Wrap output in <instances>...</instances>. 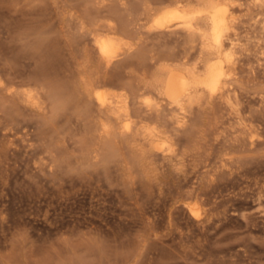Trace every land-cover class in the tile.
<instances>
[{"label": "rangeland", "instance_id": "obj_1", "mask_svg": "<svg viewBox=\"0 0 264 264\" xmlns=\"http://www.w3.org/2000/svg\"><path fill=\"white\" fill-rule=\"evenodd\" d=\"M21 1L0 0V91H3L0 92V264H264V34L258 28L264 20V9L255 7L252 0H232L242 4L238 13L240 43L235 55L240 62L235 77L238 79L237 96L242 103L238 107L239 115L229 107L216 105L217 108H210L203 117L197 115V111L187 115V122L180 128L164 108L162 121L150 123L172 135L173 141L167 147L173 145L174 153L154 152L145 160L137 149L144 143L141 137L135 143L131 139L124 142L121 138V141L110 138L99 142L101 134L92 127L94 121L87 119L82 111L91 104L84 95L81 96L87 101L73 90L76 85L67 76L75 72L77 59L83 62V44H89L88 39L84 42L87 30H84L86 34L81 30L78 17L84 16L88 21L89 15L104 11V6L115 8L118 0ZM126 1L133 9L142 0ZM174 2L176 0H164L163 5L154 6L167 7ZM184 2L183 5L187 4ZM127 19H130L126 28L129 35L125 39L128 45L110 69L109 75L115 82L105 89L116 94L125 93L135 111L138 96L142 100L159 101L151 90L140 91L144 84L142 78L150 73L149 81L157 74L160 63L154 59L181 53L183 37L180 32L159 34L160 37L131 18ZM116 22L122 23L121 20ZM255 22L258 25H254ZM117 23L119 29L123 28ZM61 28L65 34L70 31V35L62 34ZM88 38L91 44V37ZM66 40L73 46L74 56L64 48ZM40 41L46 43L48 49L52 45L50 61L49 53L41 57L39 52H34L35 46L41 45ZM76 41H83V44L77 42L76 45ZM66 60L69 61L65 63ZM44 66L48 74H58L57 78L52 76L53 80L58 79L57 82L72 90L70 95H75L74 105L70 102L73 106L68 104L66 108H70L69 111L55 118L50 113L48 120L20 103L21 107L16 99H8L5 90L9 87L11 91H22L30 87ZM118 72H123L122 76ZM122 77V81L116 80ZM50 104L48 100L47 105ZM79 112L86 118L83 119ZM136 115L133 122L139 124L141 119ZM12 118L18 124L7 126ZM240 118L257 131L259 137L255 138L254 146L247 142ZM137 126L132 127L133 132ZM110 141L117 145V152L110 151L114 146ZM115 141H119L118 144ZM119 147L122 150H118ZM114 151L115 156L111 154ZM205 174L212 176L211 179ZM202 186L207 187L205 201L193 195L195 189L200 194ZM198 203L201 211L208 209L213 213L205 227L197 224L190 214L191 205L198 208Z\"/></svg>", "mask_w": 264, "mask_h": 264}, {"label": "bare ground", "instance_id": "obj_2", "mask_svg": "<svg viewBox=\"0 0 264 264\" xmlns=\"http://www.w3.org/2000/svg\"><path fill=\"white\" fill-rule=\"evenodd\" d=\"M182 1L187 2V4L183 5ZM252 1H253V4L255 7H257L258 9H260V8L264 9V0H252ZM127 2L128 1H126V0H118V2H117L118 5H116L115 8H109L108 6H104L103 7L105 9L104 11H99V12L93 11L96 14L89 15L90 18L88 17V19H90V20H88V21L85 19L84 16L78 17V19L80 20V24L82 26V29L81 28H79V29L83 30L84 33L87 30V32H86L87 35L91 37V44H90L88 36L87 37L84 36V37H86L85 39L83 36H81V37L84 39V42H85V40L88 39L89 44L88 43H84V44L81 43L83 41H81V42L76 41V45L78 42L79 43L78 45L83 44L85 46V47L83 46L84 47V54H85L84 60H83V62H80L81 60L79 61V59L76 60V62H75L76 68L74 66V68L76 69L75 72L71 73L70 75H67L69 78H71V80L73 79V82L68 80L69 84L67 86L70 85V82L74 83V85H76V86L73 87V90L76 91V93L80 94V96L84 95L88 99L89 103L91 104V106L90 107L88 106V108H87L85 105L86 103H84L82 101V99H79L81 102H83V104L86 107L85 108L83 106V108H85L84 110L82 109L83 114L87 115V119L89 117V119L94 121V123L92 124V127H95V129H98V131L101 134L99 142H101V139H103L106 142L108 140H111L110 138H112V139L118 138V140H119V138H121L123 141L124 140L127 141V140L131 139L132 142L134 141V143H135L137 141V138L141 137L142 141L144 142L143 143L144 145L141 144V147L137 148V149H138L139 155L141 157H143L145 160H147L150 158L151 154L154 152H159L161 154L168 152V154H170V155L174 153V146L173 145H169L167 147V144H169L171 141H173L172 135H170V133L168 131H166L165 129H162L159 126H157V124L155 126V125H152L150 123V121H153V120H156L157 122L162 121L161 113L164 111L163 110L164 108H166L169 111V114H168L169 117L171 118V120L175 121V123L180 128L184 127L185 123L187 122L186 121V119H188L186 117L187 115H193L194 112L197 111V115L199 114L200 117H203L206 114L207 110H209L210 108H214L216 105H222V106L229 107L232 111L234 110V112H237V114L239 115L238 107L242 103H241V100L239 99V97L237 96V89L235 88V84L238 82V79L235 77L237 76L236 72L238 70V65L240 62L237 61V59L235 58V55H236V50H237L238 44L240 43V40L238 37V29H239V25H240L238 13L240 11L239 8L242 7V4H240L239 1H232V0H176V3L174 2L175 4H173V5H170V3H169L170 6H167V7L156 6L155 7L154 5H156V4L163 5L164 0H142V1H140L141 4H139L138 6L133 5L134 8L131 9V7H129ZM171 2L173 3V1H171ZM19 3H20V0H19ZM69 3H72V2H69ZM165 3H166V1H165ZM72 5L74 6L73 3H72ZM248 5L250 6V4H248ZM68 6H71V5H68ZM247 8H248V6H247ZM249 10H251V9H249ZM127 18H131V21H134L135 23H137V24H139L145 28L147 27V30L150 33L154 32V33H156V35H159V34L165 35V34H175V33L178 34V32H180V33H182V37H183V39H182L183 45L181 43V46H183L182 52L181 53L176 52L178 54H172L171 53L168 56L165 55V57H163V58L159 57L157 59H154L157 63H160L158 70L156 69L157 74H154L153 76H151L150 77L151 79L149 81L147 80V78H148V76H150L149 75L150 73L148 75L145 74L142 78V82H144L143 86L140 87L141 85H139L140 91H148L149 92L151 90L152 92H154L159 97V101L156 100L157 102H154L150 98H144V95H142L144 98L142 100L141 96H138L137 97V103L135 104L138 107L135 111L132 110V108H134V107H132L130 101L128 100L126 95H124L125 93L124 94H116V92L112 93V92L105 89V87L110 86L115 82V81H113V79L109 75L110 69H111L112 65H114L115 61L118 60V58L124 53L126 45H128V43H126L127 41H125V39H126V36L128 37V35H129L128 34L129 32L126 33V30H127L126 28L129 25L130 19H127ZM252 19H253V17H252ZM254 19H255V17H254ZM119 20H121L123 25H121L122 23L118 24L116 22ZM254 21H257V20H254ZM115 23L120 25V27L123 26V28L119 29V26H116ZM131 24H132V22H131ZM254 25H258V24H256V22H255ZM259 25H260V27H258V28H261L260 30L264 34V20H262L259 23ZM76 27H77V25H76ZM135 27H136V25H135ZM61 29H62L61 33L65 34L63 28H61ZM22 30H24V29H22ZM65 32H68V30L67 31L65 30ZM69 32H68V34H69ZM84 33H83V35L86 34V33L85 34ZM124 33H126L127 35H125ZM68 34H67V36H68ZM124 35H125V37H124ZM258 35H260V34H258ZM159 36L162 37V35H159ZM30 37L31 36H29V38ZM81 37H79V38L81 39ZM68 40H70V39H68ZM77 40H79V39L77 38ZM70 41L72 42V40H70ZM16 43H17V41H16ZM39 43L42 46L36 45L37 47L35 46L34 52H37V53L39 52L41 57H44V55L49 53V55H48L49 57L48 56H46V57H48L49 61H50V58H51V56H50L51 52L50 51L53 49L52 45L48 44L51 47V49L49 48L50 49L49 50L46 43L42 44L41 41ZM66 43H67L66 45L64 43H62L65 45L64 48L67 47L68 51L70 53V56H74L75 51H74V49H72L73 46L70 43H68L67 40H66ZM74 43H75V41H74ZM27 45H28V43H27ZM43 45H45L46 47L44 48ZM178 45H180V44H178ZM177 47H179V46H176V48ZM76 49H77V47H76ZM77 50L79 51V49H77ZM79 52L83 53L82 51H79ZM126 52H127V50H126ZM174 52L175 51H173V53ZM54 53H56V52L53 51V55H54ZM69 53H68V55H69ZM54 57H55V55H54ZM58 57H60V59H61L60 55ZM48 58H46V59H48ZM67 59H68V57H67ZM143 59H144V57H143ZM17 60H18V58H17ZM54 60H56V59L54 58ZM69 60H71V59H69ZM69 60H66V62L65 61L64 62L67 63V61H69ZM72 62H73V60H72ZM72 62H71V64H72ZM46 63H48V62H46ZM152 64H154V63H152ZM42 65H44V63ZM61 65H63V64H61ZM67 67H69V65ZM21 68H23V67H21ZM51 68H53V67H51ZM70 68H71V66H70ZM53 69H55V68H53ZM61 69H59V70H61ZM152 69H155V68L153 67ZM57 70H54V71H57ZM65 71H67V68H65ZM118 73H120V72H118ZM122 73H120V76H122ZM38 74H39L37 76L38 78H35V80L31 84L29 83L30 87L23 89L22 91H16V90L11 91V89H7L9 87L6 88V86H5V88H6L5 90L8 92L7 98L8 99H16L18 104L21 103L28 110H30L31 112H36L35 114L38 116H41L42 118H47L50 113H51L50 115H52L53 118H55V117L61 115L66 110V108L70 102L73 104L72 101H75V95L74 94L70 95L72 90L69 91V89H68L69 87L66 88V86L64 87L63 85H61L63 83L57 82L58 79H56V81H55V78H57L58 74L54 75V76L51 74H48V68L47 67L44 66V67L40 68V73H38ZM52 76L55 77L54 80H53ZM67 76H66V78H67ZM111 79H112V81H111ZM122 79H123V77L122 78H116L117 81H120V80L122 81ZM74 80H76V81L74 82ZM23 82H25V81L23 80ZM133 82L135 83L134 80H133ZM141 83H139V84H141ZM65 84H67V83L65 82ZM74 85H71V86H74ZM242 86H244V84ZM124 87H126V86H124ZM127 87H130V86H127ZM249 87H250V85H249ZM133 91H135V90L133 89ZM152 92H150V93H152ZM154 93H152V94H154ZM136 94L138 95V93H136ZM143 94H145V93H143ZM146 94H147V96L149 95L147 92H146ZM261 94H262V92H261ZM82 96H81V98H83V100L86 99ZM133 97H135V96H133ZM152 97L154 98V95ZM87 99H86V101H87ZM5 100H7V99H5ZM48 100L51 102L50 106L47 105ZM139 100H142V101H139ZM13 101H15V100H13ZM80 101H78V103ZM246 102H247V100H246ZM21 104H20V106H21ZM83 104H80L81 107ZM73 105H71V106H73ZM71 106L69 104V107H71ZM7 108H8V106H7ZM18 108L16 110H18ZM50 108H51V110H50ZM216 108H217V106H216ZM2 109H3V107H2ZM69 109L70 108H68V110H66V111H69ZM79 109H81V108H79ZM9 110L10 109H8V111ZM24 110H25V108H24ZM79 111L82 112L81 110H79ZM84 111H85V113H84ZM80 112H79V114H80ZM248 112H250V111H248ZM5 114H6V112H5ZM136 114H138V115H136ZM141 114H144V115L142 116ZM135 115L141 119L139 124H137L135 121L134 122L136 124H134V122H133ZM155 115H156V117H155ZM80 116H81V114H80ZM260 116H261V114H260ZM81 117L83 118V116H81ZM48 118H47V120H48ZM62 118H64L63 115H62ZM77 118H79V117H77ZM84 118H86V117L84 116ZM163 119H165V117H163ZM47 120L45 122H47ZM52 120H54V119H52ZM240 121H241L240 125L242 126V132H243V134H245V136L247 137V140H248L247 141L245 139L243 141L244 142L247 141V142H249L250 146H254V144L256 142L255 138L259 137L257 135V131L255 132L254 130H252L251 129L252 125H250L251 127H249L243 118H240ZM51 122H54V121H51ZM15 123L18 124L17 120L15 118H12L10 121H8L7 126H13ZM133 124H134V126H133ZM93 125H95V126H93ZM136 125H139V126H137L136 132L135 131L133 132V130L135 129L134 127H136ZM53 126H55V125L53 124ZM86 126H88V125H86ZM84 127H85V125H84ZM219 127H221V125ZM186 128H188V127H186ZM3 129H4V127H3ZM14 129L15 128H13L12 130H14ZM92 130H94V129H91V131ZM82 131H83V129H82ZM172 131H174V130H172ZM182 131H181V133H182ZM14 132H16V131H14ZM186 132H188V130ZM85 133H87L86 129H85ZM90 134L92 135V133H90ZM90 134H89V136H90ZM100 134H98V135L100 136ZM93 135L91 137H94ZM189 135H190V133H189ZM189 137L191 138V136H189ZM190 138H188V139H190ZM121 139L119 141H121ZM119 141H117V142L115 141V142L118 144ZM126 141H124V142H126ZM190 141L193 144V146L196 145L194 139H192ZM231 142H232V140H231ZM139 143L140 142H138V144ZM112 144H114V142ZM227 144H229V143H227ZM234 144L235 143H233L232 145H234ZM37 146H39V145H37ZM59 146L61 147V145H59ZM110 146H111V144H110ZM115 146L117 147L116 144H114V146H111L110 151L115 149ZM133 146H135V145H133ZM222 146L224 147V145H222ZM107 147H108V145H107ZM89 148H88V150H89ZM101 148H100V150H101ZM238 148H240V147H238ZM258 148H259V146H258ZM96 149H97V147H96ZM118 150H122V149L120 148ZM252 150H253V148H252ZM107 152L109 154V150ZM116 152H117V150H116ZM114 153H115V151L111 152V154L113 156H115ZM121 153H123V152H121ZM231 153H233V152H231ZM34 154H36V152ZM94 154H96V153H94ZM30 155H31V153H30ZM85 155H86V153H85ZM112 155H111V157H113ZM117 156H119V155H117ZM117 156H116V158H118ZM135 157L137 158V156H135ZM161 157H163V156H161ZM102 158L104 159L105 156ZM110 159H112V158H110ZM232 161H233V159H232ZM239 161H241V160H239ZM107 162H109V161H107ZM81 164H82V161H81ZM62 165H63V163H62ZM208 165H211V164H208ZM208 165L205 167H208ZM205 175L209 177V175H207V174H205ZM206 176H204V177L206 178ZM210 177H212V176H210ZM222 178H224V177H222ZM210 181H213V180H210ZM216 181H217V179H216ZM202 184L204 185L205 183H202ZM193 185H194V183H193ZM216 185H218V184H216ZM206 186L201 187V189H200L201 193L200 194L198 192H196V189L193 190L194 191L193 195L197 199H199L198 197L203 198L207 194V193H205V190L207 188ZM191 191H192V189H191ZM205 200L206 199H204V201ZM197 206H198V208L191 205V207L189 208L190 214L198 222V223L196 222L197 224H201V225H203V227H205L204 224L207 225L208 222L210 223V219L212 218L213 213H211L210 211H207L208 209L201 211V209H199V203Z\"/></svg>", "mask_w": 264, "mask_h": 264}]
</instances>
